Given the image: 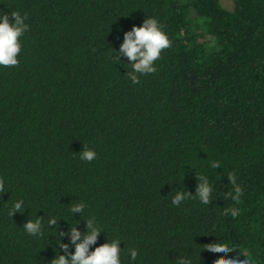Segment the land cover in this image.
Wrapping results in <instances>:
<instances>
[{"label":"trees","instance_id":"1","mask_svg":"<svg viewBox=\"0 0 264 264\" xmlns=\"http://www.w3.org/2000/svg\"><path fill=\"white\" fill-rule=\"evenodd\" d=\"M13 11L29 31L19 64L0 67V264H51L49 217L83 234L89 214L108 231L96 246L123 240L124 264L131 247L136 264L190 252L216 264L225 257L205 247L218 239L236 248L229 257L264 264V0H0ZM149 17L171 46L133 84L115 52ZM83 145L97 152L90 163ZM199 176L210 203L172 206L173 189L194 194ZM18 199L27 209L12 217ZM80 201L85 212L71 213ZM36 216L43 237L22 228Z\"/></svg>","mask_w":264,"mask_h":264},{"label":"clouds","instance_id":"2","mask_svg":"<svg viewBox=\"0 0 264 264\" xmlns=\"http://www.w3.org/2000/svg\"><path fill=\"white\" fill-rule=\"evenodd\" d=\"M27 14H21L18 11L5 14L0 12V67H15L19 64V54L21 52L20 38L29 31V25L26 23ZM171 46V41L167 33L157 19L149 17L143 20L140 26H133L130 30L124 32L123 40L120 43L119 50L116 51V59L121 62V58H126L131 66V71L126 72V76L133 83H139V76L152 74L156 71L155 63L161 57L163 50ZM79 159L84 162H92L97 158V152L83 145V149L78 153ZM213 168L219 167L218 163L213 162ZM228 179L235 184V177L230 176ZM199 181L195 186V193L189 191L175 190L171 199V205L179 207L187 199L192 197L198 198L199 202L208 205L211 201L213 186L209 183L208 178L199 176ZM5 188V183L0 180V192ZM241 196V190L235 189V198ZM87 208L85 202L80 201L73 203L69 211L71 213H84ZM25 201L18 199L11 205L10 216L21 213L26 210ZM232 216L237 213L233 211ZM58 223L56 216H50L47 220V229L49 235H56V245H58L56 255L51 260V264H124L122 259L123 249L120 244L123 241L118 235H113L107 242L98 244L101 233L108 231L102 221L94 214L87 215L85 231L82 234L76 226H71L66 232H56L55 226ZM22 228L25 233L32 237H43L45 225L42 217L36 216V219L27 220ZM68 237V243L63 242V237ZM69 246L73 251H69ZM208 252L216 257H225L217 260L216 264H252L251 257L240 258V256L229 257L236 248L220 242L218 239L215 243H209L205 247ZM63 252V254H60ZM200 253V252H199ZM198 253V257H199ZM139 256V250L131 247L127 250L128 264H136ZM175 264H197L191 252L189 255H179ZM199 264V261H198Z\"/></svg>","mask_w":264,"mask_h":264},{"label":"rangeland","instance_id":"3","mask_svg":"<svg viewBox=\"0 0 264 264\" xmlns=\"http://www.w3.org/2000/svg\"><path fill=\"white\" fill-rule=\"evenodd\" d=\"M220 3L227 10H232L233 9L234 0H220Z\"/></svg>","mask_w":264,"mask_h":264}]
</instances>
